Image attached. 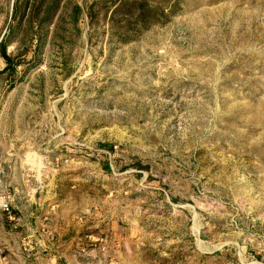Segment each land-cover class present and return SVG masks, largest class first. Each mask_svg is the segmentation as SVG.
Returning <instances> with one entry per match:
<instances>
[{
  "label": "rangeland",
  "instance_id": "obj_1",
  "mask_svg": "<svg viewBox=\"0 0 264 264\" xmlns=\"http://www.w3.org/2000/svg\"><path fill=\"white\" fill-rule=\"evenodd\" d=\"M58 1L0 57V264H264V0Z\"/></svg>",
  "mask_w": 264,
  "mask_h": 264
},
{
  "label": "trees",
  "instance_id": "obj_2",
  "mask_svg": "<svg viewBox=\"0 0 264 264\" xmlns=\"http://www.w3.org/2000/svg\"><path fill=\"white\" fill-rule=\"evenodd\" d=\"M60 3L58 0H54L52 3L45 5L44 0L32 1L30 0H14L12 3L11 11V24L8 26V33L3 34L0 39V57L5 62V68L13 66L12 56L7 52V45L11 41V36L15 31V27L20 25L21 21L25 19L28 23H32V19L39 18L38 31L43 34L45 27L50 25L55 18L58 17V9ZM78 5L74 8V20L79 12ZM40 16V17H38ZM13 23V24H12ZM45 33V32H44ZM4 70V69H3Z\"/></svg>",
  "mask_w": 264,
  "mask_h": 264
}]
</instances>
